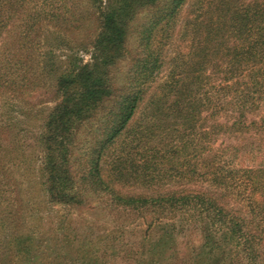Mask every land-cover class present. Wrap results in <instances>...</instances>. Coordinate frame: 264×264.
I'll return each instance as SVG.
<instances>
[{
  "label": "trees",
  "instance_id": "trees-1",
  "mask_svg": "<svg viewBox=\"0 0 264 264\" xmlns=\"http://www.w3.org/2000/svg\"><path fill=\"white\" fill-rule=\"evenodd\" d=\"M89 1L98 23V32L92 44L100 57L94 55L91 62L80 64L79 59L70 55L64 67H56L55 104L42 119L37 140L43 150L39 176L46 198L68 205L84 203L85 196L78 187L81 183L77 182L72 169L75 156L71 148L76 144L75 133L79 127L92 123L100 136L84 153L87 171L81 176V182L89 184L93 191L109 195L113 203L123 210L144 215L150 212V223H162L164 219L188 221L192 217L197 218L204 223L205 246L217 243L215 238L218 233L222 240L234 243L236 253H240L238 255L247 264H264V227L261 225L264 202H257L263 214L256 213L255 218L250 216L249 209L244 211V207L238 205L244 198L245 185L249 182L251 185L261 184L253 169L245 170V175L241 176L243 179L240 182L234 179V183L230 166L221 164L223 155L211 150L205 171L211 183L209 188L167 190L152 195L121 190L124 183L131 179L151 183L166 176L156 173L153 168L156 155H144L138 160L133 157L134 151L136 153L141 147L140 139L133 137L131 143L123 142L125 135L134 134V125L130 123L147 93L143 86L161 67L159 57L151 49L143 52L136 60L135 75L126 89L115 91L108 78V66L114 63L119 55L117 53L124 47L127 21L134 9L156 5L157 0ZM185 1L169 0L166 5L156 6L154 18L157 19L154 22L164 20L169 26ZM227 5L228 14L226 10V14L222 12L215 23L211 19L208 23L194 21L196 59L191 63L190 70L198 72L187 83L173 80L171 91H165L162 98L158 97L156 106L150 110L152 120L146 128L151 136L161 122L177 126L180 147H174L178 155L182 153L185 137L195 130V124L204 111L210 118L228 108L235 112L234 121L222 125L230 132L228 136L233 131L245 133L250 127L256 130L261 125H255V119L247 122L246 114L264 108V0H227ZM65 7L66 0H0V37L6 32L9 41L5 44L1 41L3 37L0 38V50L3 49L9 57L6 62V66L9 63L8 74L5 71L0 73V87L5 84V88L12 90L18 83L26 84L28 71L25 72V68L40 45L38 39L42 25L51 24L49 26L62 30L61 26L67 28L66 24L72 22L73 19L65 14ZM81 15H77L79 20H82ZM204 25L205 29L202 30ZM67 30L64 31L67 33ZM146 36L149 39L151 32ZM218 55L223 56L224 63L213 59ZM207 66L212 68L214 76L207 81L217 80L218 89L212 86V91H200L206 84L201 73ZM13 73L20 76L18 82L11 77ZM191 84L196 86L193 88ZM24 92L30 91H0L3 94H19L21 98H24ZM150 103H154V100ZM215 126L213 130H216ZM121 145L124 147L119 149ZM183 148L186 149L185 146ZM149 149L155 150L156 147ZM160 151L157 147L155 154ZM218 158L220 161L217 162ZM176 165L178 168H174L180 176L183 174V164L177 160ZM10 187L7 175L0 173V230L9 228L6 230L8 235H4L11 236L10 240L22 259L20 253H28L29 241L26 235L20 237L16 232H10L14 221L21 217L20 198L15 193L9 195L15 192V188ZM231 199L236 202L234 206L229 203ZM7 207H10L8 214ZM2 214L12 217V225L11 222L5 223ZM168 221L163 223L162 236L151 243L150 261L147 264H162L164 250L169 243H173L176 226ZM86 250L81 252L85 253ZM82 253L77 254L80 260L84 258ZM201 253L204 252L195 253L192 264L202 261ZM239 263L236 261V264Z\"/></svg>",
  "mask_w": 264,
  "mask_h": 264
},
{
  "label": "rangeland",
  "instance_id": "rangeland-1",
  "mask_svg": "<svg viewBox=\"0 0 264 264\" xmlns=\"http://www.w3.org/2000/svg\"><path fill=\"white\" fill-rule=\"evenodd\" d=\"M105 1L102 0L104 3ZM168 1L157 0L156 5L138 6L134 9L127 21L128 33L124 47L117 53L120 56L108 66L110 83L115 91H120L132 82L136 60L147 49H151L161 61L159 70L143 86L147 93L131 120L130 125H134L135 135H125L123 142L129 144L133 137L140 139L138 142L141 147L136 153L134 151L133 157L138 160L144 155H156L153 168L156 173L166 176L151 183L131 179L124 183L121 190L152 195L167 190L209 188L211 183L205 174L211 155L209 151H218V154L223 155L221 164L230 166L233 181L235 179L240 182L247 169H253L258 176L261 184L251 185L249 182L245 185L244 198L238 203L244 207V211L249 209L250 216L255 218L256 213L263 214L257 202H264V108L246 114L247 122L255 119V125L261 123L256 130L250 127L245 133L233 131L231 136L222 127L236 118L231 108L214 118L208 117L206 111L202 112L195 130L185 137L180 155L175 149L180 147L177 126L161 122L153 136L148 133L146 125L152 120L150 110L156 106V99L162 98L165 91H171L173 80L187 83L198 72L190 70L191 63L196 59L194 21L208 23L212 20L215 23L217 16L228 11L227 0H186L169 26H166L164 20L155 23L156 6L166 5ZM65 8V14L73 19L66 24L67 28L61 26L62 30H58L49 26L51 24L42 25L38 39L40 45L29 58V66L25 68V72L28 71L26 84L18 83L12 90L5 88V84L0 87V91H30L24 92V98L15 93H0V173L7 175L10 188H15V192L12 191L9 195L15 193L20 198L21 205V217L14 221V226L11 216L2 214L1 218L5 223L11 222L10 232L14 231L20 237L26 235L29 241V251L20 253V259L14 242L10 240L11 236L4 235L9 228L0 230V264H72V261L74 264H147L150 261L151 243L162 236L163 223L168 220L150 223V212L144 215L123 210L113 203L109 195L93 191L89 184L81 182V176L87 171L84 153L94 139L100 136L95 124L80 126L75 133L76 144L71 148L75 156L72 169L77 182L81 183L77 184L85 196L84 203L68 205L51 202L43 191L39 176L43 150L37 140L42 119L55 104L56 67H64L70 55L79 59L80 64L91 62L94 55L100 57L92 44L98 32V23L96 14L92 12L91 1L66 0ZM78 13L83 14L82 20L77 18ZM65 29H68L69 35ZM204 29L205 25L202 27ZM150 32L151 37L147 39L146 35ZM0 38L5 44L9 42L6 32ZM220 56L213 59L222 61L223 56ZM8 58L1 49L0 73L5 71L8 74ZM201 75L206 84L200 91H212V86L218 89L217 80L207 81L209 77H214L211 67L207 66ZM11 77L18 82L20 76L13 73ZM196 84L191 85L194 88ZM152 100L154 103H150ZM213 126L216 130H213ZM153 146L156 147L155 150L149 149ZM121 147L124 146H119V149ZM157 147L161 151L155 154ZM219 158L217 162L220 161ZM177 160L183 164V174L180 176L175 169L178 168ZM229 203L234 206L236 202L231 199ZM5 206L6 203L3 207ZM8 209L10 207L6 208V214ZM168 223L174 224L176 228L173 243H169V247L163 252L162 264H192L193 256L199 252H204L201 253L203 256L200 257L202 261L199 264H236V261L247 264L238 255L240 253H236L234 243L222 240L218 233L215 238L218 242L205 246L202 228L204 223L197 218L192 217L188 221L175 218ZM261 225L264 227V214ZM85 249L86 252L82 253ZM78 253H82L84 258L80 260Z\"/></svg>",
  "mask_w": 264,
  "mask_h": 264
}]
</instances>
